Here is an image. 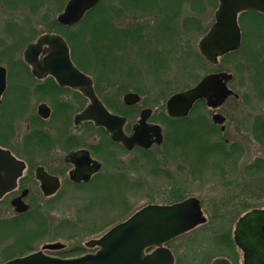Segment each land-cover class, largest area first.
<instances>
[{"label":"flooded vegetation","instance_id":"obj_1","mask_svg":"<svg viewBox=\"0 0 264 264\" xmlns=\"http://www.w3.org/2000/svg\"><path fill=\"white\" fill-rule=\"evenodd\" d=\"M36 1L3 0L4 3L0 5L1 8H4L5 17H13L12 21H3L0 27V42L9 41L12 45L5 51L0 50V150L9 154L14 162L9 165L8 171L0 172V179H9L14 183L0 197V206L5 205L6 212L12 213L8 217L9 223L21 216L32 215L38 210L39 203L55 200L63 187H87L94 184L98 177L106 171L108 164L119 162L115 161L117 156L114 149L122 150L125 153L137 151L142 153V150L151 152L153 147H160L165 139L161 129V144H153L149 149L135 146L132 150H126L123 145L111 139L105 128L84 117L85 111L92 105L86 94L79 89L61 86L56 78L43 68L44 60L49 55L46 46H42L39 51L32 53L36 67L32 68L26 62L25 51L29 45L45 35H58L67 44L69 58L73 66L83 76L90 79L97 100L110 114L124 119L123 131L126 136L132 134L133 128L139 121L140 113L149 109L146 107L139 110L135 108L141 102L138 91L123 94L121 101H119V93L115 94L116 96L109 94V88H112L114 84L108 80H102L100 76L102 72L111 71L110 68L99 67V63L104 64L103 61L102 63L94 61V65H96L94 68L89 67L92 65L91 58L84 57L78 62V57L72 53L66 40V36L71 33L74 25L63 26L57 22V16L63 10L53 19L49 15L42 16L35 23L36 26L33 23L22 25L23 21L16 20L19 16L15 14L16 12H26L24 14L31 17L37 15L38 10L47 5L46 3L39 4ZM48 1L44 0V2ZM251 12L254 11L243 12L247 14L240 13L237 17L240 33L239 48L216 54L213 63L205 60L211 69L196 80L193 86L209 75L226 74L233 77L231 70L227 68L233 56L248 58L256 54L257 57L264 58V14L256 12L257 20H254ZM214 23L215 20L208 31ZM56 25H58V29H56ZM251 37H256V42L243 50L245 40ZM114 57L112 55L108 64L111 67L117 61ZM99 59L103 60L104 58ZM117 64L121 63L118 61ZM232 80L233 78L225 81L220 77V83L227 90L234 92L231 86ZM128 93L138 95L139 102L127 105L123 101V97ZM108 99L113 100L109 101ZM238 99L229 95L217 108H208L205 98H199L194 102L190 112L199 113L206 107L211 121L214 115L222 116L223 123L212 122V128L223 134L228 120L226 107L232 100L238 101ZM136 115H138L137 119L131 122ZM152 115L153 110L146 120L148 125H155L151 122ZM150 135L154 139V134L150 133ZM257 160L259 159L245 165L229 164V167L235 170L240 167L239 176L245 178L248 175L264 172V168L260 170L259 165L255 163ZM85 177L88 179L84 180ZM230 177V179L219 181H202L209 183L210 187H213V191L219 188L223 195L214 196V198H196L206 221L163 246L172 256V264H264V260L246 259V252L235 242V227L238 221L248 212L264 210V205L251 204V206L248 204L247 198L259 199L262 202L264 189L258 194L253 193L251 190L259 189L254 186L257 185L255 182L243 179V177L238 179L237 175ZM55 179L59 183L58 191L51 196H45L41 190V181L47 180L48 184L52 185L56 181ZM207 187L209 186L207 185ZM17 200L27 207L25 212H16L12 202ZM0 225H7V223H0ZM197 231L200 233L187 237L189 233ZM155 250V247L149 248L146 253L150 255ZM48 252L44 251L45 254L50 255ZM31 253L33 252L11 259Z\"/></svg>","mask_w":264,"mask_h":264},{"label":"rangeland","instance_id":"obj_2","mask_svg":"<svg viewBox=\"0 0 264 264\" xmlns=\"http://www.w3.org/2000/svg\"><path fill=\"white\" fill-rule=\"evenodd\" d=\"M66 1L68 0L43 1L42 4L46 3L47 5L39 9L37 15L28 17L24 14L26 12L19 11L15 13L19 15L16 20L23 21L22 25L33 23L36 26L35 23L42 16L49 15L51 19L55 18L63 10ZM119 2L120 0H101L100 7L106 10L111 17V32L116 29L117 31L133 33V36L139 35L137 37L139 39L138 45L132 44L134 40L130 39L122 43V49H115L111 55L103 56V49L100 51L93 50V48L100 47L99 43L94 46L88 37L89 35H84L85 51L83 54L85 57L91 58L92 65L89 67L94 68L96 66L94 61L98 63L103 61L104 64L99 63V67L111 69V71L100 73L102 80H108L114 84L112 88H109L110 95H118L119 93V101H121L123 94L138 91L141 102L135 108L139 110L146 107L153 110L151 122L158 125L165 136L168 128L167 119H172L167 116L165 111L167 99L178 92L191 88L196 80L211 69L201 56L198 45L215 20L214 13L218 7V0H149V6H154L151 11L129 7L123 8L120 14L116 15L115 11L120 9ZM3 3V0H0V5ZM3 11L4 8L0 7V27L3 21L13 20V17H5ZM174 13L176 14L174 15ZM188 20L196 25L195 29L190 28L191 30H188L190 27ZM254 20H257V17ZM82 24L83 27L86 21ZM82 27L74 26L71 32H83ZM254 42H256V37L247 38L243 50H246ZM87 46L91 51H87ZM11 47L9 41L0 42L1 51ZM75 55L76 57L79 56L77 52ZM112 55L117 59L113 63V67L108 65ZM101 57L104 59H99ZM118 61L121 64H117ZM228 65L227 68L231 70L233 75L231 82L233 93L239 99L238 101L232 100L226 107L228 120L225 124V132L222 134L212 128L213 121L210 120L209 111L206 107L199 113L191 111L188 118L189 121L191 120L188 122L189 124H179L178 127L181 129L185 126L188 133L194 131L193 133L196 135V129L200 127L199 122L202 120L206 127L209 128L210 126L214 131L208 138V145L215 142H223L226 146L236 144L240 147L237 164L245 165L259 159L263 161L264 165V145L258 144L253 137L256 120L264 123V58L257 57L256 54L248 58L233 56ZM137 116L131 122L136 120ZM114 151L117 156L115 161L119 162L114 163L115 165L108 164L104 172L105 174H112L117 169L127 170L126 180L130 184L127 182L124 190L126 203L119 205L116 210L111 209L110 204H108L105 208L93 207L89 211L88 205L94 195L88 193L89 189L63 187L55 200L41 202L37 205V211H40L48 220V234L30 243L27 239L22 242L20 240L19 250L23 249V252L26 251L25 254H27L29 251H39L45 244L58 242L64 244L65 248L59 251H49L48 254L51 256L58 255L60 257L61 252L77 246L84 247L87 253H94L96 249L86 248V242L100 238L111 227L125 221L135 213V210L149 204H165L162 202H165L169 196L168 190L172 187L182 191V193L184 192L186 198H214V196L223 195L220 189L213 191L214 189L210 187L209 183L202 181L230 179L231 175H237L238 179L243 177L239 176L240 167L238 170L229 167V164L232 163H220V165L217 164V167L212 163H207L204 168L199 167L196 173V166L191 170V165L182 158V151L171 149L168 145L165 146L164 141L160 147H153L151 154L148 155L139 151L132 153H125L118 149H114ZM163 170L168 175H163L161 173ZM243 179H248L257 184L254 186L259 189L251 190L253 193L258 194L264 189V172L248 175ZM130 186L132 187L130 188ZM247 203L262 206L264 205V197L262 202L259 199L248 197ZM10 215L12 213L6 212L5 205L0 206V223H9L8 217ZM63 219L72 221L81 219L89 222L95 220L98 225L99 223L106 224L107 228L95 236L77 237L72 241L55 240L52 235V227ZM1 227L2 225H0V229ZM207 228L209 229V225ZM207 228L205 227V229ZM22 230L9 229V236L6 239L0 237V264L6 261L4 254L13 245L14 239L22 236L26 227ZM199 233L200 231L189 233L187 237ZM27 244L30 250L25 248ZM14 254V257L19 256L17 252Z\"/></svg>","mask_w":264,"mask_h":264},{"label":"water","instance_id":"obj_3","mask_svg":"<svg viewBox=\"0 0 264 264\" xmlns=\"http://www.w3.org/2000/svg\"><path fill=\"white\" fill-rule=\"evenodd\" d=\"M99 2L100 0H68L63 11L57 16V22L63 26H73ZM249 11L264 14V0H218V7L214 13L215 23L198 45L201 56L207 62L213 63L216 54L239 48L237 17L240 13ZM42 46H46L49 51L43 68L54 76L61 86L79 89L88 96L92 105L85 111L84 117L105 128L114 142L123 145L126 150H132L135 146L149 149L153 144L162 143L161 128L146 123L151 113L150 109L140 113L132 134L125 135L124 119L110 114L97 100L90 79L73 66L69 58V49L62 37L45 35L29 45L25 51V60L32 68L36 67L32 53L39 51ZM220 77L225 81L232 79L231 75L226 74L209 75L197 85L170 96L165 104L167 116L172 119L185 118L199 98H205L208 108H217L229 95L237 98V95L220 83ZM123 101L127 105L136 104L139 102V96L128 93L123 97ZM212 121L215 124H222L224 118L214 115ZM150 133L154 134V139ZM11 163L14 162L9 154L0 150V172L8 171ZM13 184L12 180L0 179V197ZM58 189L57 180L52 185L48 184L47 180L41 181V190L45 196L55 194ZM12 206L19 213L27 210V207L18 200L13 201ZM205 221L199 201L194 197L171 205L149 204L137 210L125 221L111 227L100 238L86 242V248L96 249L94 253L73 258L45 254L44 251H59L65 248L64 244L56 242L45 244L39 251L3 264H172V256L163 246L204 224ZM263 229L264 210L248 212L236 224L235 242L246 252V259L264 260ZM153 247L156 248L155 252L147 254L146 251Z\"/></svg>","mask_w":264,"mask_h":264},{"label":"trees","instance_id":"obj_4","mask_svg":"<svg viewBox=\"0 0 264 264\" xmlns=\"http://www.w3.org/2000/svg\"><path fill=\"white\" fill-rule=\"evenodd\" d=\"M43 1L44 0H37L36 2L42 4ZM100 3L101 1L93 9L86 13L84 18L78 24L74 25L82 27V23L86 21V24H84V26L82 27L83 32H71L68 36H66V40L69 43L72 53L77 52V54L79 55L78 62L85 57V55L83 54V52L85 51V43H83L84 35H89L88 37L94 44V46L96 43H99L100 47H98L97 49L93 48V50L100 51L101 49H103V56L111 55L112 51L115 49H122V43L127 40L133 39L134 43L132 44L134 45H138L139 43V39L137 38L139 37V35L133 36V33L122 31L111 32V17L106 10H103L100 7ZM119 5L120 9L115 11L116 15L120 14L123 8L135 7L136 9L141 8L142 11H151V9L154 8V6H149V0H120ZM251 13H253L252 19H255L256 12ZM175 14L176 13H174V15ZM188 21L190 23V27L188 28V30L190 28L195 29L196 25L192 24L190 20ZM58 28V25H56V29ZM87 51H91L88 46ZM255 84L256 87H258L257 83ZM189 117L190 116L188 114V116L182 119H167L168 128L165 133V146L168 145L169 148L174 150L180 149L182 151V158L185 159L186 163L191 165V170H193L194 166H196V173L199 167L204 168L207 163H212L216 167L217 164L220 165V163L237 164L239 160L238 158L240 156V154L238 153V149L240 147L236 144L226 146L223 142H215L212 145H208V138L210 137V134L214 133V131L210 126L209 128L206 127L202 120H200L199 122L200 127L196 129V135L193 133L194 131L188 133L187 130H185V126L180 129L178 125L190 122L191 120L189 121ZM253 129V137L255 138L257 143L261 146L264 145V123L256 120ZM142 154L148 155L151 154V152L142 150ZM255 163L259 165L260 170H263L264 165L262 160H257L255 161ZM126 172L127 170L122 168L117 169L112 174H105V172H103L94 184H92L91 186L82 187L89 189L88 193L94 194L93 198L90 199L92 201L88 205L89 211H91L93 207L105 208L106 206H108V204H110L111 209L113 208V210H116L119 205H124L126 203V192H124L126 183L128 182L126 180ZM161 173H163V175H168L165 170L161 171ZM128 184L130 183L128 182ZM131 187L132 186H130V188ZM168 195L169 196L167 197L165 202L162 203L173 204L176 202H180L186 198L184 192L182 193V191L177 190L173 187L168 190ZM136 211L137 210H135V212ZM48 225V220L40 213V211H35L30 216H21L17 220L7 223V225H2L0 229L1 238H7V236H9V229L14 230L16 228L22 230L24 227H26V231H24L22 236L16 237L14 239L13 245H11L9 249H7V252L4 254L6 255L5 260L8 261L9 259L13 258L15 256V252L19 253V256L24 255L26 251L23 252V249L19 250V243L24 241V239H27L28 243L38 238L41 239L43 236L48 234ZM106 228V224L99 223L98 225L95 220L89 222L81 219H78L76 221L63 219L60 222H57L52 227V235L53 239L55 240L64 239L66 241H72L77 237L85 238L93 235L95 236L100 232L102 233V231H104ZM3 234L5 235L3 236ZM25 248H28V250H30L28 244ZM86 252L87 251L84 247L77 246L68 251L61 252L62 255H60V257H78L85 254ZM7 255L10 256L7 257Z\"/></svg>","mask_w":264,"mask_h":264}]
</instances>
